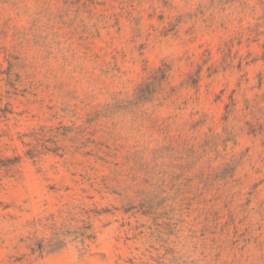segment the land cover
I'll return each instance as SVG.
<instances>
[{"label":"rangeland","instance_id":"1","mask_svg":"<svg viewBox=\"0 0 264 264\" xmlns=\"http://www.w3.org/2000/svg\"><path fill=\"white\" fill-rule=\"evenodd\" d=\"M0 264H264V0H0Z\"/></svg>","mask_w":264,"mask_h":264}]
</instances>
